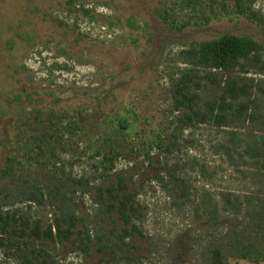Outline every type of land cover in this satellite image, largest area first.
<instances>
[{
  "label": "rangeland",
  "instance_id": "obj_1",
  "mask_svg": "<svg viewBox=\"0 0 264 264\" xmlns=\"http://www.w3.org/2000/svg\"><path fill=\"white\" fill-rule=\"evenodd\" d=\"M161 1L0 0V191L11 196L9 203L20 205L16 194L24 182L37 181L44 188L52 183L50 190L59 196L67 198L76 191L67 204L79 217L92 221L91 199L97 183L86 188L73 180L92 176L96 165L92 150L111 136L122 157L105 184H114L117 173L132 176L137 186L144 183L138 198L145 212L139 224L144 240L135 237L131 243L138 264H205L208 247L219 242L222 229L221 224L196 215L195 208L205 193L216 201L220 191L237 196L250 192L251 181L243 180V174L223 156L220 144H226L227 135L222 130H182L168 160L151 147L148 134L168 127L169 133L180 131L172 123L168 88L184 67L179 54L183 48L224 34L250 36L264 44V29L244 18L187 26L188 16L181 15L167 28L153 15ZM256 8L264 17V0H257ZM131 19L139 29L129 26ZM226 78L222 74L220 83L210 86L205 97L216 96ZM52 112L71 115L81 125L73 150L59 155L58 173L52 178L46 170L33 167L3 178L6 158L19 157V143L44 132ZM39 116L42 124L38 126ZM121 116L134 132L115 138V119ZM133 118L139 120L136 127ZM159 162L179 165L178 177L191 185L190 201L179 208L171 203L178 200L180 183L149 179ZM84 189L88 194H82ZM54 211L50 205L30 210L45 221ZM229 219L233 225L246 223L242 217ZM90 228L102 230L96 222ZM51 249L52 256L63 263L66 253ZM142 254L147 259L142 260ZM67 259L73 264H97L99 256L94 250L86 257L70 250ZM228 262L250 264L231 257Z\"/></svg>",
  "mask_w": 264,
  "mask_h": 264
},
{
  "label": "trees",
  "instance_id": "obj_2",
  "mask_svg": "<svg viewBox=\"0 0 264 264\" xmlns=\"http://www.w3.org/2000/svg\"><path fill=\"white\" fill-rule=\"evenodd\" d=\"M256 2L162 0L153 15L167 28H172L177 16L181 15L188 16L187 26L201 27L227 18H244L264 29V17L256 8ZM128 24L139 29L133 19ZM179 54L184 67L171 80L168 94L169 112L174 118L172 123H176L180 131L169 133L168 127L148 134L149 144L168 160L166 156L174 152L182 130L209 127L226 133V144H220L223 156L234 170L243 174V180L251 181L252 190L241 196L220 191L216 201L205 193L195 208L196 215L200 213L213 224H221L222 229L219 242L208 247L205 264H230L228 257L250 264H264V78L248 77H264V44L250 36L224 34L192 43ZM222 74L227 78L219 93L205 97L210 86L220 83ZM52 113V119L46 118L44 132L19 143V157L6 158L1 171L3 178L33 167L46 170V175L52 178L58 173L59 155L73 150L80 138L81 125L71 115L67 118L64 113ZM38 118L39 126L42 123L41 117ZM133 119L136 127L139 120ZM108 122L112 128L114 122ZM115 123V138L134 132L132 124L123 116L117 117ZM93 149L92 160L96 165L92 176L73 180L77 186L86 188L97 183L91 199L92 221L79 217L67 204L76 191L66 200L50 190L52 183L44 188L37 181L24 182L16 194L20 205L9 203L7 200L11 196L0 191V264H73L67 259L70 250L81 257L90 256L94 250L99 256L97 264H138L131 243L135 237L144 240L139 224L144 220L145 212L138 204L144 183L137 186L132 183V176L128 178L117 173L114 184H105L122 157V149L113 143L111 136L98 142ZM179 167L159 162L158 170L149 178L159 183L167 179L181 184L178 200L171 203L178 208L191 199V185L178 177ZM82 194L88 192L84 189ZM46 205L55 210L50 221L31 215L33 207ZM241 217L246 223L233 225L229 219ZM94 222L102 227L101 231H92L90 227ZM51 247L66 253L63 263L52 256ZM140 257L143 260L148 256L142 254Z\"/></svg>",
  "mask_w": 264,
  "mask_h": 264
}]
</instances>
